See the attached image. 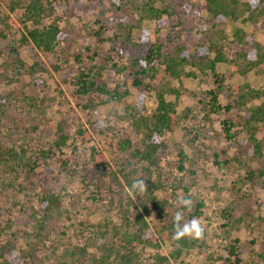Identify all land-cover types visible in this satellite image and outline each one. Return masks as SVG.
I'll return each instance as SVG.
<instances>
[{
    "label": "rangeland",
    "instance_id": "374dc122",
    "mask_svg": "<svg viewBox=\"0 0 264 264\" xmlns=\"http://www.w3.org/2000/svg\"><path fill=\"white\" fill-rule=\"evenodd\" d=\"M147 1L47 0L55 13L46 17V24L56 21L69 32V40L51 53L39 52L33 57L28 48L20 45L21 33L26 30L14 19L10 0H0V105L4 110L0 113V148L13 147L19 153L26 152L27 160L36 161L31 163L33 171L23 166L13 173L11 168L0 165V243L6 247L2 248L0 264H56L66 250L83 241L89 242V252L97 254L94 246L115 244L118 233L125 230L127 218L135 216L130 200L158 235L163 220L152 205L142 208L146 201L126 188L124 175L138 180L145 168L144 162L132 156L144 131H136L131 115L138 112L151 118L162 94L167 102L177 105L179 117L174 129L162 133L165 148L152 180H161L164 189L156 191L155 196L161 201L169 195L174 205L186 208L180 210L182 215L203 205L204 216L197 220L199 227L189 235L190 239H200V243L184 250L177 261L171 258L177 248L171 242L159 248L143 250L141 246L138 250L149 263L158 253L170 257L172 264H264V131H257L253 138L260 142L259 155L238 154L242 147H253L252 132L238 117L242 113L237 108L231 113L211 112L208 93L216 85L207 68L202 74L196 67L187 66L185 73L194 72L196 77L174 79L162 77L165 67L156 66L158 79L139 76L144 85L133 86L132 75L142 69L140 61L144 62L149 49L158 43L166 46L170 37L199 56L195 53L199 43L195 31L200 20L208 18L203 9L192 32L188 24L175 31L158 29L155 21L140 20L144 16L140 10ZM166 1L205 6V0ZM8 16L16 21L19 30L7 31L3 20ZM96 22L108 28L103 41L94 36L100 26ZM120 22L136 26L130 40L127 31L119 27ZM237 26L264 41V19L257 25L238 22ZM226 30L229 38L233 25ZM114 37L115 43L110 41ZM15 48L26 64L40 62L42 66L34 71L18 70L12 53ZM76 55L81 57L79 61ZM107 56L115 63L120 61L122 71L110 67L105 62ZM136 61L134 69L131 65ZM216 70L226 76L227 92H231L230 86L245 83L264 90V75L251 72L242 76L226 63L218 64ZM82 73L91 75L97 86L105 85L108 92L79 96L76 84ZM150 75H154L153 70ZM113 93L119 94V101L111 98ZM262 99L249 105L260 104ZM230 100L220 97L222 106ZM225 121L229 126L230 121L235 123L230 127L231 139L225 131ZM60 123L64 135L70 137L62 149L54 146ZM79 128L87 131V142L77 140ZM127 140L132 148L123 152L121 142ZM75 146L79 149L74 150ZM92 148L106 158L107 165L92 160ZM235 156L242 161H235ZM182 165L184 170H180ZM47 195L58 198V208L51 207L46 212L41 198ZM231 247L238 257L230 254ZM11 252H15L17 260Z\"/></svg>",
    "mask_w": 264,
    "mask_h": 264
},
{
    "label": "trees",
    "instance_id": "16d2710c",
    "mask_svg": "<svg viewBox=\"0 0 264 264\" xmlns=\"http://www.w3.org/2000/svg\"><path fill=\"white\" fill-rule=\"evenodd\" d=\"M10 3L9 9L14 15V19L18 20L26 30V32L21 33L20 45L28 48L33 57L38 56L39 52L45 54L53 52L55 47L62 42L68 43V31L61 28L56 21L46 24V17L55 13L54 8L47 0H10ZM203 9L207 11L208 18L200 20L198 29H196L193 23L198 19ZM140 12L144 13V16L140 18L141 21H155L158 29L166 28L169 31H175L178 27L186 24L189 25L191 32L196 29L195 32L199 43L195 48V53L198 52L199 56L192 55L188 47L180 44L177 40L175 43V40L170 37L166 46L163 43H158V45L149 49L144 62L140 61L142 69L135 70L132 75L134 76L133 86L139 88L144 85L139 76L158 79L159 67L156 70V66L162 65L165 67L163 69L164 76L162 77L174 79H180L182 76L185 78H195L196 74L194 72L185 73L187 66L196 67L202 74H206L205 68H207V70L213 73L216 85V88L208 93L211 112L213 114H220L224 110L227 113H231L233 109L237 108L242 113V116L238 117L249 127V130L252 132L250 139L252 138L251 141L254 143L251 145L253 147H242V151L238 154L244 157H247L251 153L259 155L261 153L260 142L253 140V138L256 137L255 133L257 131H264V101L252 106L249 104L256 100H263L264 90H255L250 83H245L243 85L236 84L230 86L231 92L228 91V93L225 87V80L227 78L225 75L217 74L216 68L218 64L226 63L234 67L235 71L242 76L251 72L257 75H264V41L260 42L256 40L254 36L247 35L243 27L237 26L238 22L257 25L260 20L264 19V0H205L204 7L182 1L175 2V4L169 1V4H167L166 0H148L142 6ZM14 19L8 16V18L3 20V24L9 32H12L14 28L20 29ZM175 21L176 24L173 25ZM28 23H31L30 27ZM120 23L119 27L127 31V38L130 40V35L136 26H126L127 24ZM95 24L100 26L97 31H94V36L98 40L103 41L108 28L105 25H101L100 22H96ZM229 25H233V33L228 38L226 28ZM115 39L117 37L112 38L110 41L115 43ZM12 53L19 64L18 70L31 69V71H34L37 67L42 66L40 62H35L32 66L26 64L19 58V49H13ZM75 58L77 61L81 59L77 55ZM105 62L110 67L118 69L116 71H122L119 68L120 61L115 63L110 56H107ZM137 64V61L134 62L131 65L132 68L136 67ZM152 70L154 75H150ZM76 85L79 96H91L94 91L108 92L105 85L97 86L96 81L92 80L91 75L86 73L81 74ZM170 92L177 91L170 90ZM111 96L115 101L120 100L118 93H113ZM221 96H226L228 100L231 99L227 106L221 105ZM159 97L158 109L151 118L145 117L138 112L131 115L133 119L132 125L136 131H144V136L139 146L132 153L134 158L145 163L144 175L138 180H133L131 176L127 177L124 175L126 188L134 194L139 193L146 201L141 204L142 208L146 210L147 204L152 205L155 213L163 220L158 235L152 231L142 212L130 200L129 207H134L136 214L133 218H127L125 230L118 233L115 244L104 245L103 243H99L94 246L97 254H92L89 252V247H91L89 246V242L83 241L80 246L66 250L56 264H172L170 257L158 253L154 255V261L149 263L148 259L144 257L142 251H139L138 248L141 246L143 250L146 247L159 248L162 244L171 242L177 247L171 253V258L177 261L184 250H191L200 243V239H190L189 235L191 230L198 229L199 227L197 220L204 216V213L201 211L203 205L198 204L193 212L188 211L186 215H182L180 210H185L186 208L174 205L169 195H166L161 201L155 196L156 191L164 189L161 180H152L154 169H157L159 166V156L165 148L162 141V133L165 130L174 129L176 120L179 117L177 105L167 102L163 94ZM1 108L2 105H0V113L4 111ZM186 113L185 117L187 116ZM228 124V121H225L224 127L229 139H231L230 127H235V123L230 121V126ZM58 129L60 134L54 146L62 149V147L66 146L67 140L70 137L64 135L62 123L59 124ZM76 135L77 140L82 141V143L87 142L89 139L87 138V131L84 128H79L76 131ZM131 148L129 140L121 142L123 152H126L125 149L129 150ZM76 149H79V147L75 146L74 150ZM96 152V149L92 148V160L97 163L104 162L107 165L106 158ZM233 159L238 162L242 161L240 156H235ZM31 163L36 164V161L27 160V153L24 151L19 153L13 147L0 148V165L3 166V169L11 168V171L15 173L14 171L17 169L29 166L30 170L33 171L34 168ZM63 163L66 164L68 161ZM11 164L16 165L13 167ZM184 169V165H182L180 170ZM253 176L254 173L250 174L251 178ZM41 201L44 204L46 212L50 211L51 207H59L56 206L58 198L53 195L43 196ZM42 223H45V220ZM42 226L40 229H43ZM2 248L6 249L0 243V255L3 257L4 251ZM229 252L231 255L238 257L235 248L231 247ZM11 254L17 260L15 252H11Z\"/></svg>",
    "mask_w": 264,
    "mask_h": 264
}]
</instances>
